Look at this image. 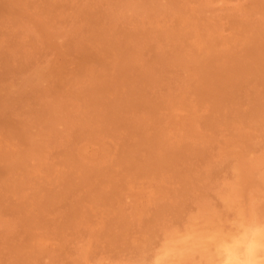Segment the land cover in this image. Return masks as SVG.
<instances>
[{"label": "rangeland", "instance_id": "374dc122", "mask_svg": "<svg viewBox=\"0 0 264 264\" xmlns=\"http://www.w3.org/2000/svg\"><path fill=\"white\" fill-rule=\"evenodd\" d=\"M0 2V264H155L264 223V0Z\"/></svg>", "mask_w": 264, "mask_h": 264}, {"label": "bare ground", "instance_id": "6f19581e", "mask_svg": "<svg viewBox=\"0 0 264 264\" xmlns=\"http://www.w3.org/2000/svg\"><path fill=\"white\" fill-rule=\"evenodd\" d=\"M19 1V0H18ZM138 1V0H137ZM140 1V0H139ZM142 1V0H141ZM4 2V1H3ZM13 2V1H12ZM131 2H133V1H131ZM136 2V1H135ZM1 3V2H0ZM134 3V2H133ZM140 4V3H139ZM138 4V5H139ZM3 5V4H2ZM46 5V4H45ZM127 5V4H126ZM4 7H5V4L3 5ZM59 6V5H58ZM76 6H78L77 4H76ZM26 7V6H25ZM53 7V6H52ZM128 7V6H127ZM130 7V6H129ZM84 9H85V7H83ZM5 9V8H4ZM82 9V8H81ZM57 10V9H56ZM80 10V9H79ZM92 10V9H91ZM127 10H129V8L127 9ZM136 10V9H135ZM82 11V10H81ZM131 11V10H130ZM143 11V10H142ZM147 11V10H146ZM152 11V10H151ZM83 12V11H82ZM123 12V11H122ZM137 12V11H136ZM91 13H93V12H91ZM79 14H80V12H79ZM79 14H77V15H79ZM85 15V14H84ZM131 15H132V13H131ZM151 15V14H150ZM80 17V16H79ZM31 20H33V19H31ZM30 22V21H29ZM88 22V21H87ZM30 23H32V22H30ZM29 23V24H30ZM85 23H86V21H85ZM89 23V22H88ZM95 25V24H94ZM32 27V26H31ZM38 27V26H37ZM93 27V26H92ZM37 29V28H36ZM40 29V28H39ZM91 30H93V29H91ZM257 30V29H256ZM260 30V29H259ZM38 31V30H37ZM44 32H46V31H44ZM259 32H261V31H259ZM130 33V32H129ZM254 33H255V31H254ZM38 34V33H37ZM45 34V33H44ZM128 34V33H127ZM136 34V33H135ZM46 36L48 35V34H45ZM137 35V34H136ZM263 35V34H262ZM41 36H42V34H41ZM49 36V35H48ZM123 36V35H122ZM128 36H129V34H128ZM132 36V35H131ZM130 36V37H131ZM259 36H261V35H259ZM44 37V36H43ZM99 37V36H98ZM100 37H101V35H100ZM258 37V36H257ZM260 40H261V38H259ZM260 42V41H259ZM125 43V42H124ZM262 43H264L263 41H262ZM120 45H121V43H120ZM257 45V44H256ZM125 46V45H124ZM258 46H259V44H258ZM261 46H262V44H261ZM253 49V48H252ZM122 50V49H121ZM261 50V49H260ZM251 51V50H250ZM255 51V50H254ZM257 51V50H256ZM256 54V53H255ZM125 56V55H124ZM252 56H254V55H252ZM254 58H256L255 56H254ZM127 59V58H126ZM128 61V60H127ZM135 61V60H134ZM250 61V60H249ZM259 61H260V59H259ZM258 61V62H259ZM129 63V62H128ZM141 63H145V62H141ZM254 63V62H253ZM53 65V64H52ZM131 65V64H130ZM126 66V65H125ZM144 66V65H143ZM142 66V67H143ZM85 67H86V65H85ZM129 68H131V67H129ZM254 68V67H253ZM146 69V68H145ZM85 70V69H84ZM141 70V69H140ZM144 70V69H143ZM242 70V69H241ZM138 71V70H137ZM43 72V71H42ZM47 72V71H46ZM46 72H43V73H45L46 74ZM52 72V71H51ZM50 72V73H51ZM54 72V71H53ZM223 72H225V71H223ZM43 73H42V76H44L43 75ZM50 73H49V75H50ZM55 73V72H54ZM133 73V72H132ZM58 74V73H57ZM54 74H52V76H53ZM220 75V74H219ZM244 75H245V73H244ZM51 76V75H50ZM54 76H56V75H54ZM133 76V75H132ZM145 76H146V73H145ZM151 77V76H150ZM222 77H224V76H222L221 75V78ZM43 78V77H42ZM105 78V77H104ZM216 78H218V75H217V77ZM215 78V79H216ZM51 79H53L52 77H51ZM55 79V78H54ZM49 80H50V78H49ZM99 80H100V78H99ZM103 80V79H102ZM138 81L140 80V78L139 79H137ZM137 80H135V81H137ZM151 81H152V79H151ZM48 82V81H47ZM94 82V81H93ZM101 82V81H100ZM128 82H131V80L130 81H128ZM140 83H141V81H139ZM208 82H209V80H208ZM56 83V82H55ZM95 83V82H94ZM111 84H113V82H111ZM100 85V84H99ZM63 86V85H62ZM96 85H94V87H95ZM98 86V85H97ZM103 86V85H102ZM116 86V85H115ZM140 86V85H139ZM4 87V86H3ZM26 87V86H25ZM29 87V86H28ZM27 87V88H28ZM89 87V86H88ZM91 87H92V85H91ZM98 88V87H97ZM142 88V87H141ZM92 89V88H91ZM104 89V88H103ZM49 90V89H48ZM4 91V90H3ZM2 90H1V92H3ZM10 91V89L8 90V92ZM53 91H55L54 89H53ZM96 91V90H95ZM103 91V90H102ZM102 91H101V94H102ZM6 92H7V90H6ZM50 93V92H49ZM99 93V92H98ZM5 94V93H4ZM11 94V93H10ZM57 94V93H56ZM60 94H62V93H60ZM89 94H90V92H89ZM89 94H88V96H89ZM226 94V93H225ZM97 95V94H96ZM144 95H145V93H144ZM7 96V95H6ZM5 96V97H6ZM49 96V95H48ZM9 97V96H8ZM92 98H94L93 96H91ZM7 98V97H6ZM5 100V98H2V102ZM48 99H50V98H48ZM52 99V98H51ZM85 99V98H84ZM128 100H130V99H128ZM54 101V100H53ZM56 102V101H55ZM88 102V101H87ZM127 102V101H126ZM1 103V102H0ZM128 103H129V101H128ZM155 103V102H154ZM93 104V103H92ZM96 104V103H95ZM123 104V103H122ZM147 104V103H146ZM151 104H153V103H151ZM130 105V104H129ZM44 106V105H43ZM46 106V105H45ZM55 106V105H54ZM90 106V105H89ZM96 106V105H95ZM127 106V105H126ZM152 106V105H151ZM158 106V105H157ZM156 106V107H157ZM49 107V106H48ZM57 107V106H56ZM132 107V106H131ZM54 108V107H53ZM58 108V107H57ZM118 108V107H117ZM154 108V107H153ZM48 109V108H47ZM60 109V108H59ZM63 109V108H62ZM97 109V108H96ZM126 109V108H125ZM157 109V108H156ZM58 110V109H57ZM126 110H128V109H126ZM49 111H51V110H49ZM54 111V110H53ZM45 112V111H44ZM48 112V111H47ZM59 112V111H58ZM97 112V111H96ZM149 112V111H148ZM54 113V112H53ZM95 113V112H94ZM46 115V114H45ZM151 115V114H150ZM153 115V114H152ZM53 116V115H52ZM54 116H56V114L54 115ZM45 117H47V116H45ZM49 117V116H48ZM47 117V118H48ZM57 117H58V115H57ZM71 117V116H70ZM152 118V117H151ZM154 119V118H153ZM53 122H54V117H53ZM65 120V119H64ZM73 120V119H72ZM152 120V119H151ZM7 121V120H6ZM70 121V120H69ZM7 123V122H6ZM68 123V122H67ZM9 124V123H8ZM55 124V123H54ZM18 132V131H17ZM53 132V131H52ZM24 133V132H23ZM54 133V132H53ZM27 134V133H26ZM20 135H22V134H20ZM23 135H25V133L23 134ZM1 137H3L2 135H1ZM34 137V136H33ZM31 139H33L34 140V138H32V137H30ZM73 138V137H72ZM28 139V138H27ZM36 139V138H35ZM24 140V139H23ZM37 140V139H36ZM27 141V140H26ZM38 141V140H37ZM6 142V141H5ZM22 143V142H21ZM24 143H25V141H24ZM32 143V142H31ZM9 144V143H8ZM35 144V143H34ZM37 144H39L38 142H37ZM36 144V145H37ZM26 145H29L28 143L26 144ZM8 146V145H7ZM10 146V145H9ZM15 146V145H14ZM25 146V145H24ZM1 147H3V146H0V148ZM5 147V146H4ZM3 147V148H4ZM12 147V146H11ZM34 147V146H33ZM37 147V146H36ZM2 148V149H3ZM22 148V147H21ZM25 148H26V146H25ZM39 148H42V147H39ZM38 148V149H39ZM11 149H13V148H11ZM31 149H34V148H32L31 147ZM14 150V149H13ZM20 150V149H19ZM18 150V151H19ZM26 150H28V149H26ZM30 150V149H29ZM16 151V150H15ZM17 151V152H18ZM25 151V150H24ZM34 151V150H33ZM37 151V150H36ZM40 151V150H39ZM16 152V153H17ZM28 152V151H27ZM30 152V151H29ZM29 152H28V154H29ZM35 152V151H34ZM34 152L32 153L33 155H31V156H34ZM26 153V152H25ZM31 153V152H30ZM36 153V152H35ZM40 153V152H39ZM39 153L37 154V155H39ZM19 154V153H18ZM13 155V154H12ZM15 155H17V154H15ZM30 155V154H29ZM37 155H35L36 157H37ZM41 155V154H40ZM5 156V155H4ZM14 156V155H13ZM12 156V157H13ZM34 156V157H35ZM42 156V155H41ZM40 156V157H41ZM39 156H38V158H40ZM7 158V157H6ZM16 159V158H15ZM24 159V158H23ZM28 159V158H27ZM156 159V158H155ZM13 160V159H12ZM11 160V161H12ZM21 160V159H20ZM33 160V159H32ZM3 161V160H2ZM2 161H0V162H2ZM25 160H23L22 162H24ZM21 162V163H22ZM35 162H37V161H35ZM19 163H20V161H19ZM13 164V163H12ZM37 164V163H36ZM22 165V164H21ZM26 165V164H25ZM18 166H20V165H18ZM18 166H16L17 168H19ZM24 166V165H23ZM15 167V166H14ZM15 169V170H18V169ZM10 169H8V171H9ZM14 170V172H16ZM19 170H21V168L19 169ZM2 171H4V170H2ZM12 171H13V168L11 169V173H12ZM6 172V171H5ZM1 174H3L4 175V173L2 172ZM0 174V175H1ZM7 175H10L9 173L7 174ZM6 176V175H5ZM2 177V176H1ZM228 198V197H227ZM226 200V199H225ZM228 200H229V198H228ZM232 202V201H231ZM236 203V202H235ZM227 204H228V202H227ZM231 204V203H230ZM230 206V205H229ZM247 209V208H246ZM251 211V210H250ZM257 211V210H256ZM239 212V211H238ZM242 212V211H241ZM215 213V212H214ZM214 213H212L213 215H212V218H213V216L215 217L216 215H217V213H216V215L214 214ZM246 213V212H245ZM205 214V213H204ZM204 214H201V215H204ZM256 214V213H255ZM254 214V215H255ZM257 214H259V213H257ZM200 215V216H201ZM207 214H205V216H206ZM221 215V214H220ZM242 215V214H241ZM249 215H250V212H249ZM262 215V214H261ZM205 216H203V217H205ZM208 216V215H207ZM244 216V215H243ZM242 216V217H243ZM257 216V215H256ZM197 217V216H196ZM195 217V218H196ZM203 217H202V220H201V222L202 223H204V221L205 220H203ZM249 217V219H250V217H251V215L250 216H248ZM206 218H210L211 219V217H206ZM246 219H247V216L245 217ZM244 218V219H245ZM254 217H252V219H250L252 222V224L254 223ZM260 219V218H259ZM263 219H264V217H263ZM207 220V219H206ZM212 220V219H211ZM211 220L209 221L208 220V223H210L211 222ZM196 221V220H195ZM245 221H248V220H245ZM256 221V220H255ZM198 221H196V223H197ZM212 222H213V220H212ZM223 222V221H222ZM229 222V221H228ZM249 222V221H248ZM215 222H213V224H214ZM251 223H249V224H251ZM246 224H248V223H246ZM251 224V225H252ZM190 226H192L193 228H191V229H194L195 230V227H194V225H191V224H189ZM196 226H198L199 225V222H198V225L197 224H195ZM203 225V224H202ZM207 225V224H206ZM251 225H250V227H251ZM254 225V224H253ZM252 225V226H253ZM260 225H264V223H261ZM186 226H188L187 224H186ZM203 226H205V223H204V225ZM211 226H212V224H211ZM215 226V225H214ZM243 226H245V225H243ZM247 226V225H246ZM257 226H259V225H256V226H254V227H247L248 229H245L246 231H248V232H253V230L257 227ZM198 227H200V226H198ZM206 227V226H205ZM217 227H219V226H217ZM225 227V226H224ZM187 228V227H186ZM201 228H203L202 226L200 227V229ZM220 228H221V226H220ZM210 229V228H209ZM214 229V228H213ZM197 230V229H196ZM202 230H204V228L203 229H201L200 231H202ZM189 231V230H188ZM187 231V232H188ZM239 231H240V228H236V229H230V230H224V229H220V230H218V231H213V232H211V233H197V232H195V231H193L192 230V232H188L187 234H184V235H181V236H179V237H177V238H179L177 241H175L173 244H169L167 247H166V249H165V251H164V253H163V256L157 261L156 260V263L155 264H169V263H171L173 260L176 262L177 261V259H176V257H179V261H183L187 256L185 255V258H183V260H182V255L183 254H185V253H188L189 251H188V249H189V247H188V242L190 241L191 243L193 242L195 245H199V246H201V248H202V254H203V258H204V260H205V263L206 264H222V260H223V254H222V248H224L225 247V245H226V242L231 238V237H233L234 235H237L238 233H239ZM199 232V231H198ZM179 233V232H178ZM174 234V233H173ZM253 234H254V232H253ZM172 235V234H171ZM175 236V235H174ZM172 237V236H171ZM171 237H170V239H171ZM167 237H165V239H166ZM174 239V238H173ZM168 240V239H167ZM170 240H168V242H169ZM172 241V240H171ZM170 241V242H171ZM167 244V243H166ZM191 245V244H190ZM192 247V246H191ZM194 248H195V246H194ZM160 250V249H159ZM191 250V249H190ZM195 251H197V250H195ZM194 252V251H193ZM193 252H190V253H192L193 254ZM197 252H199V251H197ZM196 254V253H195ZM194 254V255H195ZM201 254V253H200ZM202 254H201V257H202ZM161 256V255H160ZM189 256H190V254H189ZM157 257H159V256H157ZM192 257H193V255H192ZM191 257V258H192ZM195 257V256H194ZM150 258V257H149ZM180 258H181V260H180ZM189 257H187L186 259H188ZM196 258V257H195ZM156 259V258H155ZM194 259V258H193ZM145 260V259H144ZM196 260V259H195ZM197 260H199V259H197ZM178 261V262H179ZM189 261H191V260H189ZM174 262V263H175ZM184 262V261H183ZM185 262L187 263V260H185ZM173 263V262H172ZM171 263V264H172ZM173 263V264H174ZM182 262H180V264H181ZM177 264V263H176ZM183 264H185V263H183ZM191 264H192V262H191Z\"/></svg>", "mask_w": 264, "mask_h": 264}, {"label": "clouds", "instance_id": "9594fccd", "mask_svg": "<svg viewBox=\"0 0 264 264\" xmlns=\"http://www.w3.org/2000/svg\"><path fill=\"white\" fill-rule=\"evenodd\" d=\"M253 232L241 227L226 242L221 250L222 264H264V225L257 226Z\"/></svg>", "mask_w": 264, "mask_h": 264}]
</instances>
